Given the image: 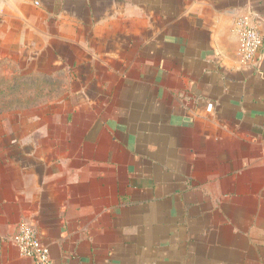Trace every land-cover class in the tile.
<instances>
[{
  "label": "crops",
  "instance_id": "0c3cea01",
  "mask_svg": "<svg viewBox=\"0 0 264 264\" xmlns=\"http://www.w3.org/2000/svg\"><path fill=\"white\" fill-rule=\"evenodd\" d=\"M0 71L57 95L0 135V264L21 225L55 264H264V0H0Z\"/></svg>",
  "mask_w": 264,
  "mask_h": 264
},
{
  "label": "built area",
  "instance_id": "2783aa9c",
  "mask_svg": "<svg viewBox=\"0 0 264 264\" xmlns=\"http://www.w3.org/2000/svg\"><path fill=\"white\" fill-rule=\"evenodd\" d=\"M237 35L240 62L251 63L263 46V39L248 17H242L237 22ZM262 152L264 153V147ZM12 243L20 257L30 260L33 264H55L48 247L40 241L35 230L27 225L18 228Z\"/></svg>",
  "mask_w": 264,
  "mask_h": 264
},
{
  "label": "rangeland",
  "instance_id": "374dc122",
  "mask_svg": "<svg viewBox=\"0 0 264 264\" xmlns=\"http://www.w3.org/2000/svg\"><path fill=\"white\" fill-rule=\"evenodd\" d=\"M27 80L24 79L22 82L20 78L0 77V135L13 133L14 129L20 131L19 120L21 117H28L27 114L34 115L35 112L39 111L37 107L57 97V95L50 93L35 92L37 89L30 87L33 83ZM16 119L18 122L15 125L12 122ZM0 148H4L3 141H0Z\"/></svg>",
  "mask_w": 264,
  "mask_h": 264
}]
</instances>
